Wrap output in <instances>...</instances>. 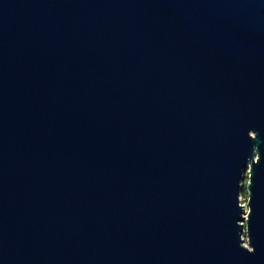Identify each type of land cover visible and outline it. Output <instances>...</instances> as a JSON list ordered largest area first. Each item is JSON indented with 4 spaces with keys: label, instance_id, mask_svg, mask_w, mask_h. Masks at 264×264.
<instances>
[{
    "label": "water",
    "instance_id": "95a60500",
    "mask_svg": "<svg viewBox=\"0 0 264 264\" xmlns=\"http://www.w3.org/2000/svg\"><path fill=\"white\" fill-rule=\"evenodd\" d=\"M0 264H264V0H0Z\"/></svg>",
    "mask_w": 264,
    "mask_h": 264
},
{
    "label": "rangeland",
    "instance_id": "374dc122",
    "mask_svg": "<svg viewBox=\"0 0 264 264\" xmlns=\"http://www.w3.org/2000/svg\"><path fill=\"white\" fill-rule=\"evenodd\" d=\"M249 181V172L246 171L243 175L242 178V183H241V194H240V198H241V202L245 205L246 209L249 210V206H248V198H249V192L247 189V183ZM244 237L246 239V244H248L247 242V237L246 234L244 233Z\"/></svg>",
    "mask_w": 264,
    "mask_h": 264
}]
</instances>
